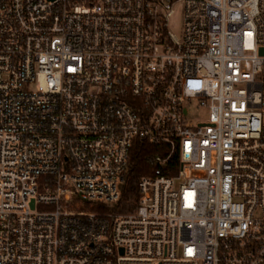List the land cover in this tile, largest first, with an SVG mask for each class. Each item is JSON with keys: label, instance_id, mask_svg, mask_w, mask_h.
Returning <instances> with one entry per match:
<instances>
[{"label": "built area", "instance_id": "2783aa9c", "mask_svg": "<svg viewBox=\"0 0 264 264\" xmlns=\"http://www.w3.org/2000/svg\"><path fill=\"white\" fill-rule=\"evenodd\" d=\"M134 263L264 264V0H0V264Z\"/></svg>", "mask_w": 264, "mask_h": 264}, {"label": "trees", "instance_id": "16d2710c", "mask_svg": "<svg viewBox=\"0 0 264 264\" xmlns=\"http://www.w3.org/2000/svg\"><path fill=\"white\" fill-rule=\"evenodd\" d=\"M168 149L164 144H155L147 139H137L131 150L129 166L125 172L124 180L120 185L121 195L111 204H102V208L113 212L133 211L139 206V183L143 176L155 174L160 169L168 174H173L179 166V154L176 151L165 161L157 159L158 154H167Z\"/></svg>", "mask_w": 264, "mask_h": 264}, {"label": "rangeland", "instance_id": "374dc122", "mask_svg": "<svg viewBox=\"0 0 264 264\" xmlns=\"http://www.w3.org/2000/svg\"><path fill=\"white\" fill-rule=\"evenodd\" d=\"M170 28L177 34H181L183 30V11L179 8L176 14L172 17ZM189 118L193 122H197L202 119H206L209 116V110L207 107L200 105L197 102H193L190 105ZM134 264H151V263H134Z\"/></svg>", "mask_w": 264, "mask_h": 264}]
</instances>
